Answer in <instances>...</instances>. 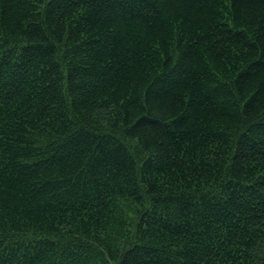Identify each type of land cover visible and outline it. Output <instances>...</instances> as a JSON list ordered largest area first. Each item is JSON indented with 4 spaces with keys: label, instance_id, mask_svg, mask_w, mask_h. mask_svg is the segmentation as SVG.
<instances>
[{
    "label": "trees",
    "instance_id": "trees-1",
    "mask_svg": "<svg viewBox=\"0 0 264 264\" xmlns=\"http://www.w3.org/2000/svg\"><path fill=\"white\" fill-rule=\"evenodd\" d=\"M0 264H264V0H0Z\"/></svg>",
    "mask_w": 264,
    "mask_h": 264
}]
</instances>
